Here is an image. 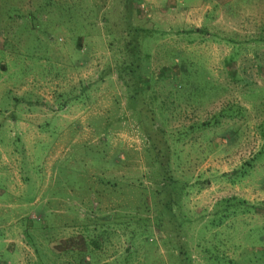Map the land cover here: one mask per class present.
<instances>
[{
	"label": "rangeland",
	"instance_id": "rangeland-1",
	"mask_svg": "<svg viewBox=\"0 0 264 264\" xmlns=\"http://www.w3.org/2000/svg\"><path fill=\"white\" fill-rule=\"evenodd\" d=\"M140 3L0 0V264H264V0Z\"/></svg>",
	"mask_w": 264,
	"mask_h": 264
},
{
	"label": "crops",
	"instance_id": "crops-1",
	"mask_svg": "<svg viewBox=\"0 0 264 264\" xmlns=\"http://www.w3.org/2000/svg\"><path fill=\"white\" fill-rule=\"evenodd\" d=\"M140 1H141L140 4L141 5L143 4L145 6L146 12L149 11L151 13V14H148V16H151L153 14V11L157 10L156 8H162L165 5H167V4L169 5L171 3H173V5H174V4H177L179 2L180 5H177V6H184V8H180L181 11L183 9H185V10H189L190 13L193 12L194 16H197L198 17L197 22L198 21L199 22L197 24L200 25V15L201 16H204L208 12H213V15L214 14H216V15L219 14L220 15L221 14V10H222V5H221L222 3L221 2L222 1L223 2H228L231 5L234 0H206V1L203 0L202 1L203 8H202V5L200 6V0H196L197 4H195V7H192V4H191V2L194 1V0H144V1L139 0V2ZM211 2H213L214 6H215V7H213L214 9L211 8V7H207ZM205 4H207V6ZM162 5H164V6H162ZM185 5H188V6L185 7ZM178 9L179 8H175V11H179L180 10V9L179 10ZM162 11H163V9H162ZM237 11H238L237 10V4H235V6L232 5V12L229 11L228 13L230 14V16H233V17H235L236 15L237 16H241V15H238V14H241V12H237ZM171 13H173V12H171ZM246 13H247V11H246ZM186 17L187 16H185L184 20H186ZM185 23H186V21H185ZM186 25H187V23H186ZM50 107L51 106L48 107V111L50 110ZM65 108H67V107H65ZM74 138H75V134H74ZM10 150L12 151V149H10ZM11 151H9V153H8V157H9L10 160L12 159V153H11ZM8 167L11 168L12 166L10 164H8ZM14 173H15V171H13V170H10V172H8V173H2V172H0V174H2L4 177H6L5 178L6 181H9L10 179H12V177H13L12 175ZM8 178H10V179H8ZM19 187L20 188H23L24 187V183L22 181L19 183ZM87 188L90 189L89 186L86 187V190H87ZM95 189L92 190L93 193H96L97 192L98 187L95 186ZM9 191H10V188L5 187V192L10 196V193L11 192H9ZM42 204H44V203H42ZM30 205H34V204L33 203H30ZM34 206H35V208H38L39 207V204L37 203ZM97 207L99 209H101L103 212L106 213V210L104 208V205H102L100 202H99V204H98ZM93 208H96V207H92V209ZM92 209H90V210H92ZM96 211L98 212L100 210H96ZM80 214L82 215V217L80 219H78L76 222H74L73 223L74 225H81L82 226V223L83 222H90L91 221V218H92V219L95 220L94 223L95 224H98L97 226H94V225L93 226L96 227L97 230H101V228H100L101 227V224L103 222H105V220H103L104 217H100V218L89 217L88 212L86 210H84V209L82 211H80ZM106 217H107V218H105L106 220L109 219V218H112L113 219L112 221H114V219L116 218L115 216H111V214L110 215L107 214ZM91 225L92 224L89 223L88 224V228L84 227L83 228L84 230L80 234H78L76 231H73V232H71L69 234L60 235L59 237H57L55 239V240H57V242L52 244V249L54 251V254H56L58 257H60L57 260L58 261V264H72V261L69 258H66L68 256V254L66 252H64V250L61 247H59L57 244L60 245L61 242H62L61 244H63V243L65 244L67 242L70 243L71 241H75L76 240V237H80V239L81 238H84V240H86L87 232H88V230L90 231ZM61 240H67V241H61ZM87 242H89L88 239H87ZM26 249H28V251L32 254V249L33 248H32V246L30 244L29 245H27V244L25 245V250ZM66 249H69V248H65V250ZM87 251H88L89 257H86V259L89 260V261L91 260L90 262H92V264H110L107 260H112L111 258L110 259L105 258V252H106V250L104 251L103 246L94 247L92 244L89 243L88 244V247H87Z\"/></svg>",
	"mask_w": 264,
	"mask_h": 264
},
{
	"label": "built area",
	"instance_id": "built-area-1",
	"mask_svg": "<svg viewBox=\"0 0 264 264\" xmlns=\"http://www.w3.org/2000/svg\"><path fill=\"white\" fill-rule=\"evenodd\" d=\"M142 6H143V4H142Z\"/></svg>",
	"mask_w": 264,
	"mask_h": 264
}]
</instances>
